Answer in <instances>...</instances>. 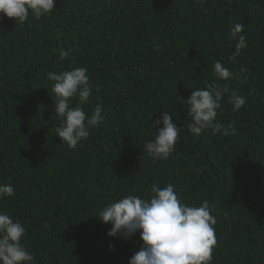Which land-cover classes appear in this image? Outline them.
Listing matches in <instances>:
<instances>
[{
    "label": "trees",
    "instance_id": "16d2710c",
    "mask_svg": "<svg viewBox=\"0 0 264 264\" xmlns=\"http://www.w3.org/2000/svg\"><path fill=\"white\" fill-rule=\"evenodd\" d=\"M237 23L246 47L235 55ZM79 67L92 85L84 110L99 105L104 119L69 148L55 133L63 121L47 73ZM212 82L229 89L216 122L234 134L188 129L185 100ZM233 91L246 100L239 110ZM162 111L181 131L156 160L143 146ZM168 183L183 204L214 205L211 264H264V0H56L40 19L0 14V184L14 188L0 211L26 228L32 264H129L139 234L108 236L99 212Z\"/></svg>",
    "mask_w": 264,
    "mask_h": 264
},
{
    "label": "clouds",
    "instance_id": "9594fccd",
    "mask_svg": "<svg viewBox=\"0 0 264 264\" xmlns=\"http://www.w3.org/2000/svg\"><path fill=\"white\" fill-rule=\"evenodd\" d=\"M54 9L56 0H0V14L14 18L15 23L25 22L29 13L40 19ZM243 29L242 23L235 24L231 29V35L238 37L235 55L246 47L245 36L238 35ZM68 56L69 52L65 51L60 58ZM214 71L223 80H228L233 75L220 62H216ZM47 78L54 82L51 92L55 95V115L60 116L63 121L55 129L56 136L61 139L62 144L76 148L89 137L90 130L104 119L99 105L90 115L84 110L92 93L87 69L79 67L59 73L48 72ZM226 93H229V89L215 82L192 91L185 100L192 117V122L188 125L192 134L199 136L209 128L214 133L222 131L224 135L236 132L233 123L225 127L216 122L217 110L221 109V101ZM73 99L78 101L75 106L71 103ZM228 102L235 110H239L246 100L233 91L228 95ZM151 123L154 128L160 124L163 127L155 131L153 140L145 142L143 151L156 160H165L175 151L181 127L173 122L169 111H162ZM150 191V198L127 195L108 203L99 212L101 222L111 225L108 236L128 241L139 234L142 244L140 250L131 256L129 264H211L216 244L213 227L216 219L211 214L214 205L208 200H203L198 207L181 203L171 183L165 187L154 184ZM13 195L14 188L11 184H0V198ZM25 233L26 228L19 221L0 211V264H32L34 256L22 243ZM109 247L114 250V245Z\"/></svg>",
    "mask_w": 264,
    "mask_h": 264
}]
</instances>
